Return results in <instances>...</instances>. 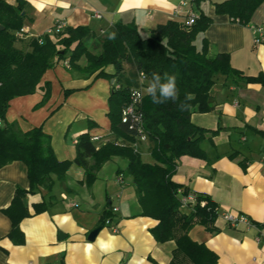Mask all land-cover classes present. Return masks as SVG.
Listing matches in <instances>:
<instances>
[{"label": "crops", "instance_id": "0c3cea01", "mask_svg": "<svg viewBox=\"0 0 264 264\" xmlns=\"http://www.w3.org/2000/svg\"><path fill=\"white\" fill-rule=\"evenodd\" d=\"M186 0H168L137 7L122 0H25L21 13L23 37L16 47L27 50L28 42L43 38L57 22L65 28L87 27L96 36L116 23L133 24L142 39L158 25L175 21L184 24L191 11L203 13L211 24L199 33L194 46L208 45V55L229 56L232 69L246 77L264 74V45L255 46L250 25L264 24V2L249 23L241 26L227 16L214 13V5L226 0H201L197 10ZM14 6L15 0H6ZM97 14L100 19L94 17ZM115 20V23L112 21ZM105 72L113 74V68ZM114 83V80H111ZM70 71L63 63L45 72L40 86L48 83L50 95L43 101V89L33 95L14 98L5 113L7 123H16L22 132L40 128L49 136L58 162L72 161L74 141L82 134L97 137L100 146L112 139L109 129L108 98L113 83ZM213 109L191 115V123L215 132L200 144L205 158L182 156L172 181L190 196H208L218 214L232 213L246 218L248 225L231 227L217 218L216 233L194 226L189 238L213 252L216 264H264V88L258 84H233L216 75L210 90ZM90 121L96 125L90 128ZM139 144H146L144 151ZM141 160L153 164L149 141L136 143ZM143 155H146L144 160ZM124 159L113 157L96 173L91 187L83 185L84 170L72 164L63 184L54 179L51 191L42 188L26 194L22 203L29 216L20 221V235H11V221L4 214L17 189L28 191L27 168L12 162L0 168V264H170L173 241L157 243L150 231L157 222L140 216L135 187L125 173ZM54 178V177H53ZM120 179V180H118ZM46 209L35 213V207ZM194 202L188 200L180 211L189 214ZM117 227L101 225V219ZM102 230L93 242L90 231ZM60 234V237H59Z\"/></svg>", "mask_w": 264, "mask_h": 264}, {"label": "trees", "instance_id": "16d2710c", "mask_svg": "<svg viewBox=\"0 0 264 264\" xmlns=\"http://www.w3.org/2000/svg\"><path fill=\"white\" fill-rule=\"evenodd\" d=\"M201 0H193L197 10ZM264 0H226L214 5V13L227 16L230 22L246 26L254 11ZM25 0H15L9 5L0 0V168L15 162H22L27 168L28 191L17 189L4 214L11 221V235H20L18 225L29 216L22 200L37 188L51 191L54 179L63 184L66 172L72 164L84 170L83 185L91 187L96 173L113 157L122 158L127 166L125 173L135 187V196L140 216L157 222L150 233L157 243L173 241L170 264H216L217 256L204 245L193 242L189 231L202 226L209 233H216L217 206L208 196L195 195V203L189 214L180 211L177 195L180 189L184 196L187 191L172 181L177 161L182 156L205 158L200 144L205 134L211 132L191 123L193 113L205 114L213 109L210 90L214 78L220 74L233 84H258L264 88V74L246 77L231 68L229 56L208 55V45L202 43L200 51L194 40L211 24V19L199 13L190 27L175 21L158 25L146 39L140 38L133 24L116 23L102 36H96L87 27L65 28L62 32L37 38L28 42V49L16 47V34L22 29L21 13ZM115 32L116 38L109 39ZM68 63L70 71L86 78L114 80L108 98V120L112 139L100 146L90 141L88 134L78 137L75 157L72 161L58 162L53 154L50 138L40 128L22 132L16 123H7L5 113L14 98L33 95L42 88L43 101L50 95V86L41 79L46 71L62 63ZM125 66L130 70L126 71ZM113 68V74L105 72ZM162 77L164 73L176 76L178 99L155 105L150 97L143 96L139 104L142 127L151 146L153 164L141 160L136 150L135 132L129 123L121 122V111L128 104L129 92L147 86L152 74ZM192 93L195 99L185 101V95ZM184 103L181 110L178 105ZM96 125L90 121V128ZM54 177V178H53ZM204 203V205H201ZM47 206L35 207V213ZM107 215L101 219L104 225ZM21 236V235H20Z\"/></svg>", "mask_w": 264, "mask_h": 264}, {"label": "built area", "instance_id": "2783aa9c", "mask_svg": "<svg viewBox=\"0 0 264 264\" xmlns=\"http://www.w3.org/2000/svg\"><path fill=\"white\" fill-rule=\"evenodd\" d=\"M186 3L191 4L193 6V0H186L182 2L180 6H185ZM94 17L97 19H100V16L97 14H95ZM197 18H198L197 14L190 11L183 25L185 27H190L193 25L195 20H197ZM63 30H64V25L60 22H57L49 31H47L45 36H52V35L62 32ZM249 30L252 34L253 44L255 46L264 45V24L250 25ZM16 37L17 38L23 37V29L18 31V33L16 34ZM37 40L41 44L43 41V38H40V39L38 38ZM63 65L65 67H68L67 62H64ZM140 77L143 78L142 75H140ZM140 102H141V99H138L137 97H135L133 95V92L130 91L129 97H128V104L121 111V122L129 123V129L135 132L136 143L144 142L147 140L146 133L142 127V119H141V116L138 110ZM90 141L92 143H95L98 141V138L90 137ZM76 142L77 141H74V145L76 144ZM136 143H135V146H136ZM177 195L179 197L181 206H184L188 200H191L192 202L195 203L194 196H190L188 194L184 196L180 189L177 191ZM201 205H204V203H202ZM217 218L222 219L225 223L229 224L231 227H237L240 224L248 225V221L246 220V218L241 215H234L232 213L218 214L217 212ZM104 225L110 227L112 233H116L118 230L116 226L111 225L110 222L107 220L104 222Z\"/></svg>", "mask_w": 264, "mask_h": 264}, {"label": "clouds", "instance_id": "9594fccd", "mask_svg": "<svg viewBox=\"0 0 264 264\" xmlns=\"http://www.w3.org/2000/svg\"><path fill=\"white\" fill-rule=\"evenodd\" d=\"M35 2V0H33ZM128 3H133L137 7H147L148 4L151 3H159L163 5H167L169 7H173L168 3V0H122L120 8L117 9L116 16L118 17L122 11H124V5ZM115 23V20L112 21ZM109 39H115L116 33L112 32L108 36ZM142 87L140 89H133V95L138 99L143 98V96L147 95L150 97L151 102L155 105L164 104L167 101L171 100L175 102L178 99L179 91L176 82L175 75H169L168 73H164L163 77L160 74L153 73L151 80L148 82L147 86H143V78L141 80ZM195 99L194 94L187 93L185 95V101H190ZM178 107L183 110L186 107V104L181 103Z\"/></svg>", "mask_w": 264, "mask_h": 264}, {"label": "water", "instance_id": "95a60500", "mask_svg": "<svg viewBox=\"0 0 264 264\" xmlns=\"http://www.w3.org/2000/svg\"><path fill=\"white\" fill-rule=\"evenodd\" d=\"M0 29H2V28L0 27ZM111 83H113V81H111ZM101 230H102V227H97L94 230L90 231L88 236H87V240L89 242H93ZM59 237H60V234H59Z\"/></svg>", "mask_w": 264, "mask_h": 264}, {"label": "rangeland", "instance_id": "374dc122", "mask_svg": "<svg viewBox=\"0 0 264 264\" xmlns=\"http://www.w3.org/2000/svg\"><path fill=\"white\" fill-rule=\"evenodd\" d=\"M125 70H126V71H129V70H130V67H129V66H125ZM146 148H147L146 144H144V145L139 144V149H140L141 151H144ZM142 157H143L144 160H146L145 158L148 157V156L143 155Z\"/></svg>", "mask_w": 264, "mask_h": 264}]
</instances>
